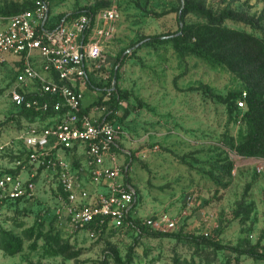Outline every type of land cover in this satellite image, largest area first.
<instances>
[{
  "label": "rangeland",
  "instance_id": "obj_1",
  "mask_svg": "<svg viewBox=\"0 0 264 264\" xmlns=\"http://www.w3.org/2000/svg\"><path fill=\"white\" fill-rule=\"evenodd\" d=\"M35 0H0V11L19 6L29 8ZM219 14L231 10L238 16L258 19L261 28L227 19L225 26L264 39V0H204ZM53 18L100 5V11L116 7L115 36L105 45L103 69L94 84L106 85L118 57L128 55L114 82L128 94L129 114L114 123L120 128V164L128 166L129 180L136 190L140 217L167 214L176 222L173 230L145 228L109 231L98 239L68 236L57 225L58 196L50 171L40 170L32 196L19 204L11 217L0 223L24 240L17 255L0 253V264H116L134 250L131 264H264L245 254L199 244L189 239L154 236L155 232L184 236H206L225 246L249 250L259 244L264 250V158L244 157L230 147L247 126L245 109H236L218 99L245 89L242 80L223 64L195 55L182 57L174 43L136 44L147 36L179 30L182 0H49ZM5 16V14L3 15ZM186 24L206 20L188 14ZM15 68L0 65V138L19 130L8 91ZM103 92L89 86L83 105L93 110ZM141 102V103H140ZM125 104V105H126ZM108 108H110L108 106ZM234 108L233 113L230 112ZM232 164V171L229 170ZM30 230H35L30 238ZM43 235H60L61 253L54 241ZM69 254H75L71 258Z\"/></svg>",
  "mask_w": 264,
  "mask_h": 264
},
{
  "label": "built area",
  "instance_id": "obj_2",
  "mask_svg": "<svg viewBox=\"0 0 264 264\" xmlns=\"http://www.w3.org/2000/svg\"><path fill=\"white\" fill-rule=\"evenodd\" d=\"M119 16L112 7L57 21L49 0L0 16V65L15 68L8 95L21 123L14 136L0 138V223L32 196L34 179L46 170L56 181L57 225L68 236L176 228L167 214L140 217L130 168L118 158V151L128 153L120 128L106 118L108 106L83 105Z\"/></svg>",
  "mask_w": 264,
  "mask_h": 264
},
{
  "label": "trees",
  "instance_id": "obj_3",
  "mask_svg": "<svg viewBox=\"0 0 264 264\" xmlns=\"http://www.w3.org/2000/svg\"><path fill=\"white\" fill-rule=\"evenodd\" d=\"M182 1L184 7L182 12L178 15L180 24L179 30L173 33L169 32L143 37L136 46L173 42L176 50L182 57L195 55L209 62L223 64L228 67L230 71L235 73L245 84V89L230 92L227 97L221 95L217 97L231 107L233 105V100H238L245 104V112L242 121L246 124L247 129L240 135L238 141L232 139L229 145L241 156L264 158V39L225 26V21L227 19H233L246 22L254 28L259 29L261 28L260 23L263 16L258 19L243 17L238 16L231 10H225L217 14L206 6L204 0ZM99 7V4L92 7H85L70 14L58 16L56 19L60 21L62 19L75 18L84 13L96 14L99 12ZM32 8L33 4L26 9L16 6L12 11H0V16L4 14L5 16H11ZM190 13L206 20V23L186 24L185 18ZM124 54L125 52L118 57L117 65L114 66L108 84L97 86L93 81L90 83L91 87L97 88L103 92V96L99 101L92 105L109 106L110 108H108V112L105 116L113 122L118 117L126 118L129 114V108L126 104L128 94L120 90L114 83L119 80L120 69L128 57V55H126L123 58ZM236 109H240L238 105ZM233 111L234 108H231L230 112L233 113ZM22 113L25 112L22 111ZM128 167L131 168L130 163H128ZM232 169V164H229V170L232 171ZM127 181L130 182L129 177ZM145 228L147 227H141L140 232L145 234ZM34 235L35 230H30V238L34 237ZM153 235L171 236L178 239L185 238L199 244L209 245L216 250H228L233 253L245 254L254 259L264 261V250L260 248L259 244L245 251L239 248L222 245L217 241L208 239L204 235L184 236L182 233L165 234L163 232H155ZM41 237L54 241L61 253H66L67 246L64 247L62 245L60 235H53L52 233L43 235L42 232H39L36 239ZM23 248L24 240L21 237L10 230L0 227V253L4 252L9 256H14L22 252ZM133 255L134 250L130 248L125 260L116 255L114 257V262L116 264H131L134 259ZM69 256L71 258L76 257L75 254H69ZM100 264H109V262L104 260L100 262ZM175 264H179V261H176Z\"/></svg>",
  "mask_w": 264,
  "mask_h": 264
}]
</instances>
